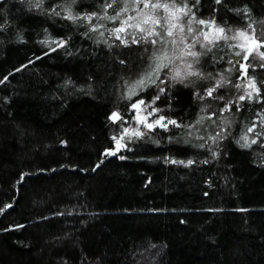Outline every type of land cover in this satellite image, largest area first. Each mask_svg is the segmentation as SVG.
Listing matches in <instances>:
<instances>
[{
	"label": "trees",
	"instance_id": "1",
	"mask_svg": "<svg viewBox=\"0 0 264 264\" xmlns=\"http://www.w3.org/2000/svg\"><path fill=\"white\" fill-rule=\"evenodd\" d=\"M66 2L0 0V264H264V87L222 111L240 95L239 49L221 42L200 58L205 78L159 94L160 74L129 100L152 45L112 37L117 21L98 18L106 0L71 5L77 16L96 13L91 22L66 19ZM185 2L197 20L251 23L264 39V0H176ZM248 64L264 84V61ZM221 73L231 83L207 97ZM158 94L154 106L180 127L105 155L111 114ZM244 134L257 142L241 147Z\"/></svg>",
	"mask_w": 264,
	"mask_h": 264
},
{
	"label": "snow or ice",
	"instance_id": "2",
	"mask_svg": "<svg viewBox=\"0 0 264 264\" xmlns=\"http://www.w3.org/2000/svg\"><path fill=\"white\" fill-rule=\"evenodd\" d=\"M42 2L43 0H36V7H40ZM123 2L124 6L115 15L108 16L107 9L112 8L116 0H110V2L106 0L104 5L105 15L98 18L113 22L119 21V27L111 29V35L125 46H128L129 43H144L151 44L156 48V51L150 57V63L144 74L131 84H127V99L131 100L133 96L138 95V91H142L150 84H155L159 79L160 73L165 69L170 71L171 75L169 78L172 81L183 82L190 77L205 78V73L197 67L200 64V58L211 52L213 48L219 47L221 41L230 49H239L234 52V55L240 57V60L236 61V64L239 65V78L245 81L242 84L234 85L237 89H242L243 94L239 95L236 101L228 102L222 111H231L233 103H237V110H239L238 102L260 98L261 87H264V84L258 85L255 78L248 74V69L251 67L248 64L249 57H253L254 59L259 58L264 61V51H261V49H264V39L256 35V29L253 24L250 23L246 29H238L232 32L231 29H225L217 25L214 19L197 20L186 2L181 6L176 3V0H171V2H161V0H131V11L134 15H128L130 11L128 0H123ZM198 2L199 0H196V3ZM215 2L221 4L223 0H215ZM74 3L75 0H67L66 4L62 6L66 13V19L74 22L79 19H87L91 22L93 17L97 15L96 13L85 17L74 15L71 8V5ZM161 10L164 15H160ZM243 11L247 13V9ZM53 12H55V9H53ZM55 14L60 15L59 12H55ZM184 17H189L186 23L184 22ZM261 23H264V21ZM193 24L202 27L193 28ZM92 31H97V29L93 27ZM261 36H264V33H261ZM230 41H235V43H229ZM54 43L56 42L54 41ZM157 45L159 47H156ZM197 45H199L200 49H203V52L195 50ZM58 46L63 47L64 42H58ZM228 63L232 64L233 62L229 60ZM261 67H264V64H261ZM226 71L231 72L232 68ZM207 78H213L212 74L208 73ZM161 83H164V81H161ZM228 83H231V81L221 73L220 78L216 80L215 84L206 89V96L213 97V94L218 89ZM164 92V88L159 89L160 94ZM216 98L223 99L222 96ZM159 99L160 95L158 94L150 104H146L143 99L133 102L131 109L135 112L134 119L149 131L157 127L167 130L169 125L180 127L175 120L167 119L163 115L157 116L161 109L152 107V105ZM149 108H151V111H148ZM151 116H157V118L150 121L149 117ZM109 119L115 123L122 121L123 118L119 113L113 112ZM261 128H264V117H261ZM254 131L255 126L247 128V133ZM143 135L145 133L139 129L134 128L130 131L128 128H124L123 135L119 136V138L117 136L112 137L116 144L115 149L107 151L105 155H116L121 148L127 147L126 144L122 143L125 137L130 139L131 137L139 138ZM256 135L260 136L261 133L257 132ZM218 136L219 134L216 137H212V139L215 140ZM241 141L243 142L241 143V147L246 148L251 147V144L257 142L255 139L249 142L247 134L242 135L238 143ZM120 158L124 159L122 156ZM188 163L191 164L192 161ZM8 207H11V205H8Z\"/></svg>",
	"mask_w": 264,
	"mask_h": 264
},
{
	"label": "rangeland",
	"instance_id": "3",
	"mask_svg": "<svg viewBox=\"0 0 264 264\" xmlns=\"http://www.w3.org/2000/svg\"><path fill=\"white\" fill-rule=\"evenodd\" d=\"M161 2H171V0H161ZM128 3H129V8H130V11H129V13H128V15H134V13L131 11V7H132V4H131V0H128ZM124 6V2H123V0H120L119 1V5H118V7H119V9L117 8V10H114V12L112 13V14H110V15H108V16H113V15H115L116 14V12H118L122 7ZM160 15H164V13H163V11L161 10L160 11ZM115 27H119V21H117V24H116V26ZM225 29H231L232 30V32H235L236 30H238L239 28H225ZM110 34H111V30H110ZM231 34V33H230ZM112 37H114V36H112ZM115 38V37H114ZM189 39H191V38H189ZM119 41V40H118ZM120 42V41H119ZM221 42H223V41H221ZM231 43H235V41H230ZM153 47V46H152ZM156 47H159V45H157ZM195 50H197V51H202L203 52V49H200L199 48V45H197V47H196V49ZM154 51H156V48H154L153 47V52ZM261 51H264L263 49H261ZM152 56V55H151ZM160 74H163V78L161 79V81H164V83H161V81H160V84H161V87L160 88H166V87H169V86H172V85H174V84H176V83H186V84H188L190 81H191V79L193 78V77H190L189 79H187V80H184L183 82H177V81H172L169 77H170V75H171V73H170V71L169 70H167V69H165V70H163ZM245 81H243V80H241V79H239L238 80V82H237V84H242V83H244ZM159 88V89H160ZM239 91H240V95L241 94H243V91H242V89H238ZM160 94V93H159ZM137 101V100H136ZM145 101V100H144ZM135 102V101H134ZM145 103L146 104H150L151 103V101H145ZM152 107H155L154 105H152ZM155 108H157V107H155ZM148 111H151V108H149L148 109ZM118 113V112H117ZM161 113V111L157 114V116L158 115H161L160 114ZM144 114H146V113H144ZM134 116H135V112L131 109V105L129 106V110H128V113H127V116H125V117H122L123 119H122V121H117V122H113L112 120V122L115 124V127L113 128V132H112V136H117L118 138H119V136H121V135H123V129L124 128H128L130 131L132 130V129H139L140 131H142V132H144V133H146L147 131H149V130H147L146 128H143L140 124H138L137 123V121L134 119ZM157 116H151V117H149V120L151 121V120H154V119H156L157 118ZM169 126H171V125H169ZM168 126V127H169ZM157 128H159V127H157ZM156 129V128H155ZM159 129H163V128H159ZM139 138H141V137H139ZM139 138H137V137H131L130 139L128 138V137H125V139L122 141V143L123 144H126L127 145V147H125V148H121L118 152H117V154H119V153H121L123 150H125V149H127L128 148V146L132 143V142H134L135 140H137V139H139ZM208 140H210V139H208ZM212 143L214 142V141H211ZM115 147H116V144H115V141H114V143H113V149H111V150H114L115 149Z\"/></svg>",
	"mask_w": 264,
	"mask_h": 264
}]
</instances>
